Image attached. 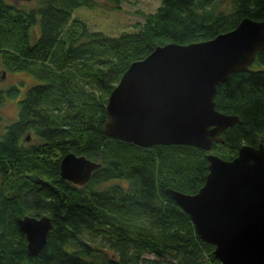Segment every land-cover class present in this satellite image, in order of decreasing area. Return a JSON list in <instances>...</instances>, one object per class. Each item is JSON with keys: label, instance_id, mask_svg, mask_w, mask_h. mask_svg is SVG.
I'll use <instances>...</instances> for the list:
<instances>
[{"label": "trees", "instance_id": "1", "mask_svg": "<svg viewBox=\"0 0 264 264\" xmlns=\"http://www.w3.org/2000/svg\"><path fill=\"white\" fill-rule=\"evenodd\" d=\"M116 2L112 10H120ZM36 3L22 9L0 0L4 72L39 82L18 102L17 120L5 132L3 109L20 90L14 84L0 90V264H221L166 194H197L209 153L110 138L106 107L132 64L168 44L211 41L246 18L264 21V0H162L136 33L119 37L91 31L75 16L97 0ZM263 66L264 51L248 72L218 88L216 109L241 119L212 152L226 161L245 145L264 143ZM70 153L101 164L83 187L61 178V160ZM26 216H47L54 226L36 259L17 225Z\"/></svg>", "mask_w": 264, "mask_h": 264}, {"label": "water", "instance_id": "2", "mask_svg": "<svg viewBox=\"0 0 264 264\" xmlns=\"http://www.w3.org/2000/svg\"><path fill=\"white\" fill-rule=\"evenodd\" d=\"M263 51L264 21L249 18L211 41L158 47L130 66L106 107L110 138L142 148L186 146L209 153V174L197 194L173 189L166 194L190 216L221 264H264V143L243 146L231 161L212 153L223 132L241 123L216 109L218 88L231 75L248 72ZM100 168L70 153L61 160L60 174L83 187ZM17 225L30 257L38 258L54 228L52 219L26 216Z\"/></svg>", "mask_w": 264, "mask_h": 264}, {"label": "rangeland", "instance_id": "3", "mask_svg": "<svg viewBox=\"0 0 264 264\" xmlns=\"http://www.w3.org/2000/svg\"><path fill=\"white\" fill-rule=\"evenodd\" d=\"M5 1L9 5L22 9H32L37 5L36 0ZM120 2V10H112L111 6L117 4L116 0H97L96 8L90 9L82 7L77 11L75 16L85 22L91 31H99L113 37H119L122 34L136 33V25L144 22V15L155 13L160 7L162 0H120ZM34 31L40 34V25ZM34 36H36V33ZM262 69H264V66ZM4 73L5 79H3ZM21 81H24L25 84L22 85L20 83ZM38 83L32 75L27 73L9 74L4 72L0 62V90H7L13 84L20 90L19 99L16 101H8L3 109L4 122L1 127V132L3 129L5 132L7 126L17 120L19 112L18 102L23 99L28 89ZM148 257L153 258L152 256Z\"/></svg>", "mask_w": 264, "mask_h": 264}, {"label": "bare ground", "instance_id": "4", "mask_svg": "<svg viewBox=\"0 0 264 264\" xmlns=\"http://www.w3.org/2000/svg\"><path fill=\"white\" fill-rule=\"evenodd\" d=\"M263 143V142H262ZM261 144V143H260ZM259 146V145H258ZM176 204V203H175ZM177 205V204H176ZM178 206V205H177ZM179 207V206H178ZM154 258V257H153Z\"/></svg>", "mask_w": 264, "mask_h": 264}]
</instances>
